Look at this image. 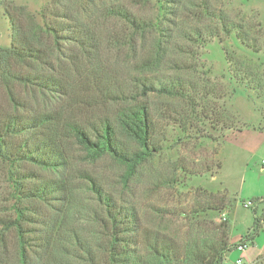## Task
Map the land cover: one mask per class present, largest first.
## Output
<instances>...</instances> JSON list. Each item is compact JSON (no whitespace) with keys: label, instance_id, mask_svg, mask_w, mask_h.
Returning <instances> with one entry per match:
<instances>
[{"label":"trees","instance_id":"trees-1","mask_svg":"<svg viewBox=\"0 0 264 264\" xmlns=\"http://www.w3.org/2000/svg\"><path fill=\"white\" fill-rule=\"evenodd\" d=\"M71 2L51 0L37 14L24 7L16 15L6 10L13 35L11 45L0 48V264H224L225 253L236 249L231 248L229 222L210 225L198 214L231 210L236 199L227 190L206 191L189 210L168 212L187 221L190 235L180 239L145 226L137 204L106 188L88 169L77 173L91 204L77 198L76 172L57 177L42 170L67 168L78 146L85 157L109 155L125 164L127 185L161 147L152 107L139 96L186 101L185 119L179 113L186 136L210 137L197 123L236 128L226 115L214 118V109L208 108L210 96L223 97L216 94L219 89L189 74L200 71L202 50L213 38L237 30L246 42V34L209 0L183 4L182 12L199 22L173 32L165 26L168 18H160L162 11L170 13L169 0L149 14L120 0L100 5L86 0L76 9ZM203 18L209 22H200ZM124 48L133 52L136 70L164 67L171 73L125 76L115 56H109ZM236 71L246 79L241 73L247 69ZM201 97L206 105L202 119L196 115ZM122 136L138 148L128 147ZM202 165L179 160L176 168L193 176L211 170ZM250 202L255 221L247 238L254 240L264 229V207L261 215L258 209L264 197ZM72 211L92 225L88 235L69 224ZM255 262L264 264V254Z\"/></svg>","mask_w":264,"mask_h":264},{"label":"rangeland","instance_id":"rangeland-1","mask_svg":"<svg viewBox=\"0 0 264 264\" xmlns=\"http://www.w3.org/2000/svg\"><path fill=\"white\" fill-rule=\"evenodd\" d=\"M49 1L51 0H0V48L10 46L12 42V24L6 10L16 15L17 9L24 7L25 11L37 14ZM85 1L72 0L71 4L76 9ZM111 1L113 0H97V3L100 5ZM120 1L134 10L149 14L156 12L159 4L167 0H150V3H143L141 6L137 5L136 0ZM169 1L170 9L167 11L170 13L164 11L160 13V18H168L164 23L169 31L173 32L179 27H188L199 22L194 20L192 15L182 12V5L190 0ZM209 1L240 25L239 29L246 34L247 39L245 42L237 37V30L231 35L222 32L203 48L200 71L189 75L195 77V81L199 79L202 84L209 83L219 89L216 94L220 96L223 94V97L210 96L211 103L208 108L214 109L212 112L214 118H218L220 114L226 115L228 125L234 123L236 128L221 129L223 125H218V129H213L197 123L200 128H205L201 133L210 134V137L186 136L184 127L180 124L182 119L179 117V113H182L181 117L185 119L186 113L190 110L186 101L155 94L139 96L138 100L152 107L156 124L155 137L161 147L138 167L137 173L127 185L123 182V175L127 169L125 164L115 161L109 155L97 159L85 157V152L75 145L71 150L75 158L67 168L55 171L41 170L46 175L57 177L76 172L74 186H78L77 198L84 200V204H91V193L77 173L78 169L86 168L97 175L106 188L118 196L122 195L130 203L137 204L145 226L165 230L180 239L190 235L187 221L181 220V217L178 219L177 214L168 212L189 210L195 202L204 200L207 196L206 191L219 194L227 190V193L236 199L231 210L209 209L198 214V217L210 225L213 223L217 225L225 220L229 222L231 248L236 249L225 253L224 264H236L239 258H243L245 264H256L258 256L264 254V229L259 231L254 240L247 238L254 225L255 215L253 207L244 203L250 202L253 198L264 197V0ZM164 14L166 16H163ZM201 20L203 23L209 22L206 18ZM109 56L113 57V60L115 56L125 76L151 72L134 68L136 63L133 52L128 48H124L118 54L110 53ZM240 66L248 71L241 73L246 79L236 75V69ZM167 73L171 71L164 67L155 68L151 72L155 76ZM203 98L198 101L196 109V115L201 119L202 108L206 106ZM239 126L242 130L237 129ZM121 138L131 149L138 148V144L133 140L126 136ZM179 160H186L195 166L199 164L200 167L204 164L210 166L211 170L201 175H187L177 170ZM219 162L220 168L217 166ZM262 204H258L260 215L264 207ZM79 216L76 212H70L69 224H74L83 235H88L93 227L84 220V216ZM241 243L247 245L244 252L237 248Z\"/></svg>","mask_w":264,"mask_h":264},{"label":"built area","instance_id":"built-area-1","mask_svg":"<svg viewBox=\"0 0 264 264\" xmlns=\"http://www.w3.org/2000/svg\"><path fill=\"white\" fill-rule=\"evenodd\" d=\"M245 205H246V206H250V205H251V202H246ZM246 246H247V245H246L245 243H241V244H239V245L237 246V248H238L240 251L244 252V251L246 250ZM235 263H236V264H245L243 258H239Z\"/></svg>","mask_w":264,"mask_h":264}]
</instances>
